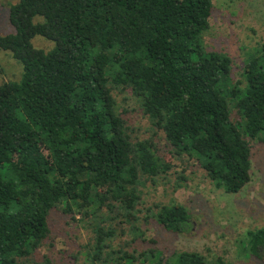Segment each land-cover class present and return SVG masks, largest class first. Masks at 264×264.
I'll return each mask as SVG.
<instances>
[{"label": "trees", "instance_id": "trees-1", "mask_svg": "<svg viewBox=\"0 0 264 264\" xmlns=\"http://www.w3.org/2000/svg\"><path fill=\"white\" fill-rule=\"evenodd\" d=\"M212 10V0H19L9 7L14 33L0 36V51L21 64L22 77L2 82L0 67V264H50L33 255L59 208L93 227L91 262L231 264L220 255L111 245L123 224L131 243L145 242L140 188L169 169L154 143L131 140L115 89L130 91L173 156L195 160L217 189L233 195L250 182V141L264 142V47L246 56L242 81L231 85L230 57L205 46ZM35 37L53 48H34ZM146 212L144 222L171 233L190 226L175 201ZM241 244L244 255L257 256L264 231Z\"/></svg>", "mask_w": 264, "mask_h": 264}, {"label": "rangeland", "instance_id": "rangeland-1", "mask_svg": "<svg viewBox=\"0 0 264 264\" xmlns=\"http://www.w3.org/2000/svg\"><path fill=\"white\" fill-rule=\"evenodd\" d=\"M19 0H0V36L13 34L8 22L9 7ZM213 10L210 28L204 35L209 51L228 55L232 61L230 84L242 81L244 59L264 47V0H212ZM35 23L42 22L36 17ZM34 48L49 51L53 43L41 37L31 41ZM2 82H18L22 66L9 52L0 51ZM117 112L126 121L125 127L132 141L150 140L156 145L157 154L169 165V169L152 181H145L142 190L139 229L143 239L131 243L133 235L123 224L122 234L112 242L115 248L128 243L131 251L156 248L163 255L174 252H197L211 259L220 255L231 264H264V246L257 256L243 254V241L248 234L264 231V142L250 141L251 178L237 194H226L217 189L198 163L187 156L175 157L165 141L163 133L153 126L139 109L130 91L113 90ZM232 121L237 119L231 111ZM172 201L183 205L189 214V228L175 234L163 230L153 220L144 222L146 209L154 204ZM61 209L52 210L48 217L49 236L33 255L34 262L45 258L50 264H91L94 231L78 216L64 215ZM154 242V243H153ZM90 255V256H89ZM164 256V257H165ZM105 257V254L102 256ZM100 264V260L93 262Z\"/></svg>", "mask_w": 264, "mask_h": 264}]
</instances>
